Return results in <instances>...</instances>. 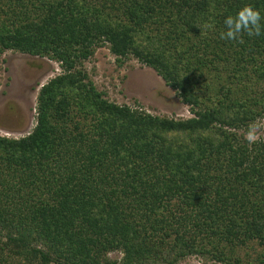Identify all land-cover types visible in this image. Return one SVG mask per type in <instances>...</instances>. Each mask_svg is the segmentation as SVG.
I'll use <instances>...</instances> for the list:
<instances>
[{
	"label": "trees",
	"instance_id": "trees-1",
	"mask_svg": "<svg viewBox=\"0 0 264 264\" xmlns=\"http://www.w3.org/2000/svg\"><path fill=\"white\" fill-rule=\"evenodd\" d=\"M246 4L264 16V0H0V57L62 69L33 130L0 135V264H264V138L245 139L264 120V34L220 38ZM106 46L193 117L107 99L84 67Z\"/></svg>",
	"mask_w": 264,
	"mask_h": 264
},
{
	"label": "rangeland",
	"instance_id": "rangeland-1",
	"mask_svg": "<svg viewBox=\"0 0 264 264\" xmlns=\"http://www.w3.org/2000/svg\"><path fill=\"white\" fill-rule=\"evenodd\" d=\"M84 67L98 90L112 102L155 116L193 117L189 106L182 103L177 92L152 68L133 58L118 61L109 46L99 48ZM61 72V67L48 59L11 51L0 57L1 136L21 138L33 130L39 90ZM256 124L259 125V139L264 138V120ZM110 257L120 259L122 255L112 253ZM180 264L218 263L191 256Z\"/></svg>",
	"mask_w": 264,
	"mask_h": 264
},
{
	"label": "clouds",
	"instance_id": "clouds-1",
	"mask_svg": "<svg viewBox=\"0 0 264 264\" xmlns=\"http://www.w3.org/2000/svg\"><path fill=\"white\" fill-rule=\"evenodd\" d=\"M264 16L259 9L252 4H246L241 7L237 13L228 15L224 20L225 31L220 33L223 40L236 41L243 43L242 36L247 34L249 37H259L264 34ZM245 139L251 144L259 139V125L255 122L248 126Z\"/></svg>",
	"mask_w": 264,
	"mask_h": 264
}]
</instances>
